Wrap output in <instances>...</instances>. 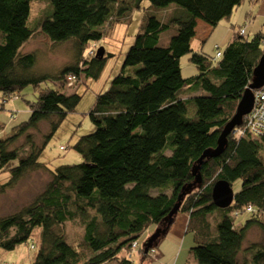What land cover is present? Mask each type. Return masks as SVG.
Wrapping results in <instances>:
<instances>
[{
	"label": "trees",
	"instance_id": "1",
	"mask_svg": "<svg viewBox=\"0 0 264 264\" xmlns=\"http://www.w3.org/2000/svg\"><path fill=\"white\" fill-rule=\"evenodd\" d=\"M46 1L34 26L28 19L32 0H0V110L9 107L11 95L25 100L29 109L28 118L0 138V173L8 176L0 182V193L30 170L46 168L50 174L29 203L0 217V250L31 241V264H135L132 242L149 226L166 227L184 191L179 211L188 213L186 230L194 241L188 256L193 253L198 264H264L263 245L242 246L251 226L264 232V134L239 139L229 134L220 154L199 163L202 152L216 146L251 81L264 51V32L251 39L246 30L243 36L233 33L224 46L215 43L212 53L200 44L194 47V41L203 43L243 0ZM136 12L142 14L122 72L96 94L88 111L94 129L72 145L80 161L50 167L43 149L81 98L76 89L67 94L64 87L78 83L81 74L98 76L112 53L84 54L88 44L104 36L106 25L129 26ZM197 27L208 31L201 39ZM36 29L52 43L73 41L75 61L58 71L64 87L47 73H30L36 55L21 49ZM216 49L220 56L214 58ZM186 54L196 74L182 77L180 61ZM67 75L76 77L71 84ZM30 88L35 93L25 98ZM190 103L193 115H188ZM10 108L11 119L16 109ZM43 124L47 133L35 143L25 133ZM22 135L20 147H7ZM197 164L199 183L191 173ZM218 179L231 186L241 182L224 208L211 200ZM67 224L79 231L70 235ZM78 233L77 240L68 238ZM138 253L147 256L142 248Z\"/></svg>",
	"mask_w": 264,
	"mask_h": 264
},
{
	"label": "rangeland",
	"instance_id": "2",
	"mask_svg": "<svg viewBox=\"0 0 264 264\" xmlns=\"http://www.w3.org/2000/svg\"><path fill=\"white\" fill-rule=\"evenodd\" d=\"M144 4L148 5L147 0H144ZM47 5L48 3L46 0H32L28 17L29 23L34 24V26L38 25L39 22H37V20L39 21V18L42 15V11L44 8H46ZM163 13H166L167 15L169 11L167 10ZM141 14L142 12H136L132 17V21L129 26L128 24H125L123 22L115 23L114 25H106L104 36L98 41L90 42L87 46L88 49L85 50L84 54L88 51H90L89 54H93V51L94 54H96V51L99 48H103L104 51L106 50L107 52L112 53V55L106 57L104 66L95 79L90 77L83 78L84 75L81 74L79 77V82L73 84L69 88H67V85L65 88V83L62 82V79L58 78V71L63 63V66L66 65V62H68V60L75 61L76 51L72 48L75 47L73 45V41L67 40L60 43H52L40 29H36L32 36L24 43L21 50L32 51L36 55V63L33 66V71H30V73L35 71L37 77L41 76V74H37L41 72L47 73L50 76H54L57 79L54 81V83L63 85L64 90L65 92H67V94L74 92L76 89V92L81 95L80 101L75 107V110L68 113L66 118L58 127L55 134L47 142L45 148L43 149L42 158L45 159V162H47L50 167L53 168L62 163H76L80 161V157L72 148V145L78 138V136L91 132L94 129V123L91 121L88 111L95 100L96 94L107 89L112 77L120 71L122 72L121 66L124 58V53L129 48L130 43L132 42L131 39H133L134 34L137 32ZM232 15H236V10H233ZM35 22L37 23L35 24ZM221 23L223 22L219 21L217 23L216 29L218 31L219 29L217 27L221 25ZM248 25V18L246 17L245 20L240 22V24L238 23L236 30L233 28L234 34L237 33L239 36H243L244 30H240L243 27L247 31L245 37H248L250 39L253 38L254 34L249 32L247 28ZM197 30L199 31L200 39L203 38L208 32L206 30L201 32L203 30V28L201 27H197ZM167 31L168 30H165L164 32ZM198 43H201V40H198ZM196 46L198 45H195L194 47ZM207 46L208 43L203 46V50H205L206 52L210 51L211 53L214 52V47ZM206 49H208L209 51H207ZM187 57H189V54L181 57L180 66L182 67V77L190 76L195 72L194 65L191 64ZM66 80H69L68 75L66 76ZM44 84L45 82H42V85ZM28 92L29 94H26L25 98H30L35 93L32 88H30ZM9 100L10 101L7 104L9 107L5 108L4 110H0V138L5 136L14 124L16 125L19 122L26 120L29 116V109L25 100H22L21 98L19 99L17 95L9 96ZM11 106L16 109V115L14 114L15 117L10 119V115L13 112V108H10ZM9 108L10 110H8ZM187 111L188 115H193L194 106L192 103L188 104ZM9 119L10 121H12L11 125L9 124ZM45 125L46 124L41 125V130L39 131L31 129L27 130L25 134H27L28 132L31 133L33 141L35 143H40L48 130ZM23 141L24 135L20 136L16 143L13 142L11 145L7 144V147H20ZM4 173L5 172L0 173V182L5 181V179L8 177L7 174ZM49 179V170L46 168L28 171L22 178H19L14 185L8 187L5 192L0 193V217L8 215L9 213H13L14 211L19 210L24 205L29 203L38 194V192L43 189ZM232 188L234 192L238 191L241 188V182L239 180L234 181ZM186 215L187 217H185L184 220L188 222V213ZM180 217L181 214L179 213L175 221L173 220V222L175 223L173 224L172 222L171 228L169 230L170 232H168V234L165 236V238L168 239L164 242L166 260L165 263L161 264H175L177 261V258L176 260L173 259L177 251L178 244L181 243L180 238L183 234V230L179 229V227L177 226ZM69 224H67V227L69 228L67 233L72 235L75 232L79 231L78 227L72 228V225ZM155 228L156 226L153 225L142 231L135 240V247L142 248L144 240L154 232ZM79 235L80 233H78V235L74 237L68 238L77 240L79 238ZM139 240L140 244H138ZM253 243L264 246V232L257 225H253L248 229L246 238L244 239L242 246L245 248L248 247V245H252ZM149 248L153 249V246H150ZM34 252L35 248L34 245L32 246L31 241L27 244H21L11 251L0 250V264H7V262L12 264H31V259ZM131 260L135 264H160L156 261L155 256L141 257L138 251L133 254ZM184 262L185 264H198L193 257V253L188 256L187 259L184 260Z\"/></svg>",
	"mask_w": 264,
	"mask_h": 264
},
{
	"label": "water",
	"instance_id": "3",
	"mask_svg": "<svg viewBox=\"0 0 264 264\" xmlns=\"http://www.w3.org/2000/svg\"><path fill=\"white\" fill-rule=\"evenodd\" d=\"M95 55L102 57L103 48H99L96 51ZM263 83H264V51L260 56L257 65L252 71V78L250 83L244 89V91L240 96V99L236 104L234 114L220 131L216 140V146L212 149L204 150L199 158V163L202 161L204 157H214L220 154L222 148L224 147L227 141V136L231 134L233 127L235 125L240 124L243 115L248 113L249 110L251 109L253 102V90L260 88L263 85ZM198 168H199V164L195 165L191 170V173L195 178L194 180L195 183H199L201 181L200 173L197 172ZM191 187L192 184H188L186 186V188H191ZM183 195H184V191H181V193L177 197V202L174 204L171 211L169 212L168 224L166 226L167 230L169 225L173 222L175 215L179 211V206L181 204V199ZM210 195H211V200L216 207L224 208L232 202L234 197V191L228 181L224 179H218L213 183L211 187ZM159 230H160L159 228L155 229V231L152 233V236L148 239L147 243L142 244V249L145 254L147 253L149 247L152 246L151 244L153 240H155L159 235Z\"/></svg>",
	"mask_w": 264,
	"mask_h": 264
},
{
	"label": "crops",
	"instance_id": "4",
	"mask_svg": "<svg viewBox=\"0 0 264 264\" xmlns=\"http://www.w3.org/2000/svg\"><path fill=\"white\" fill-rule=\"evenodd\" d=\"M233 10H236V15H232ZM233 10H232V13L230 14V16L228 18L220 21L223 23H221V25H219L217 27L219 29V31L216 29V26H217L216 25L213 28L212 32L210 34H208V38L205 39V41L203 43H198V39H196L194 41V46L195 45L199 46V44H200L201 49H204L203 46L206 43H208L207 47H213L215 45V43H218L221 46H224L232 37V34L234 33L233 32L234 29L235 30L237 29L238 23L240 24V22L245 20L246 17L248 18V24L249 25L247 28H248L249 32H251L254 35L256 33H259V32H264V0H253V1L252 0H243ZM246 33H247V31H246ZM198 46H196V47L199 48ZM206 50L209 51L208 49H206ZM181 70H182V67H181ZM195 72H196V69H195ZM9 121H10V119H9ZM10 122H12V121H10ZM179 213L181 214V217L178 220L177 226L179 227V229L183 230V234H182V237L180 238L181 243L178 244V248H177V251L175 253L173 260H176V258H177V261L175 264H178L179 261H180L179 264H185L184 260L187 259L188 255L190 254L189 250L191 249L194 241H193V234L190 232H187V230H186L187 221H185L184 218L187 217V215H186L187 212L178 211L176 215L178 216ZM176 215L174 217V221L177 218ZM174 223L175 222H173V224ZM171 225H172V223H171ZM171 225L168 228V232H170L169 230L171 228ZM172 236H174V235H172ZM177 238H179V237H177ZM166 240H168V239L163 238L158 244L157 251L155 250V253L153 255H150V256H155L156 261L159 262L160 264L165 263V260H166V253L164 251V248H165L164 242ZM179 247H180V249H179ZM183 250H184V252H183Z\"/></svg>",
	"mask_w": 264,
	"mask_h": 264
},
{
	"label": "built area",
	"instance_id": "5",
	"mask_svg": "<svg viewBox=\"0 0 264 264\" xmlns=\"http://www.w3.org/2000/svg\"><path fill=\"white\" fill-rule=\"evenodd\" d=\"M240 30H244V35L245 29L242 27ZM219 56L220 51L216 49L214 58ZM70 77L68 76V81H70ZM247 133L254 136H262L264 134V84L254 91L251 109L243 115L241 124L232 132L236 139L245 136ZM246 210L251 211V206H247ZM132 247L135 248V242H133Z\"/></svg>",
	"mask_w": 264,
	"mask_h": 264
},
{
	"label": "bare ground",
	"instance_id": "6",
	"mask_svg": "<svg viewBox=\"0 0 264 264\" xmlns=\"http://www.w3.org/2000/svg\"><path fill=\"white\" fill-rule=\"evenodd\" d=\"M105 54V51H104V49H103V55ZM102 55V56H103ZM71 78H76V77H73V75H71V77H70V79ZM73 80L74 79H72V80H70L69 81V84H71L72 82H73ZM264 84V83H263ZM259 89V88H258ZM255 90H257V89H254L253 90V93H254V91ZM241 122H242V119H241ZM241 122H240V124H241ZM240 124H238V125H240ZM238 125H235L234 127H233V129H232V132H233V130L238 126ZM232 132H231V134H232ZM158 227L156 226V228L155 229H157ZM164 230V231H163ZM155 231V230H154ZM168 234V230H167V228L166 227H164V228H162V229H160L159 230V235L157 236V238L155 239V240H153V242H152V246H154V248H155V250L157 251V249H158V244H159V242L163 239V238H165V236ZM152 236V234H150L145 240H144V242H143V244H145V243H147V241H148V239L150 238ZM138 244H140V240L138 241ZM33 246V245H32ZM7 264H12V263H8L7 262Z\"/></svg>",
	"mask_w": 264,
	"mask_h": 264
},
{
	"label": "clouds",
	"instance_id": "7",
	"mask_svg": "<svg viewBox=\"0 0 264 264\" xmlns=\"http://www.w3.org/2000/svg\"><path fill=\"white\" fill-rule=\"evenodd\" d=\"M133 242H135V241H133ZM133 242H132V244H133ZM132 244H131V247H132ZM138 249H141V248H137V247H135V248H133L132 247V250H133V252H137L138 251ZM143 250V249H142ZM152 249H148V251H147V256H150V255H153L154 253H155V249H154V246H153V251H151ZM143 254L144 255H146L144 252H143Z\"/></svg>",
	"mask_w": 264,
	"mask_h": 264
}]
</instances>
